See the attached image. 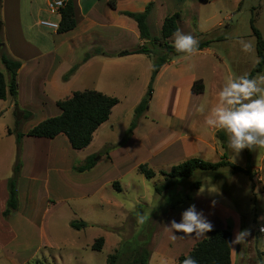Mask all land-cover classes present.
<instances>
[{"label":"crops","instance_id":"1","mask_svg":"<svg viewBox=\"0 0 264 264\" xmlns=\"http://www.w3.org/2000/svg\"><path fill=\"white\" fill-rule=\"evenodd\" d=\"M49 1L1 0L0 36L8 55L20 61L22 66L17 74L16 100L14 101L11 97L4 101L0 100L5 106V110L0 112V117H9L12 108L15 107L11 116H17L16 113L20 112L22 113L20 120L24 119L25 113H30L31 118L35 117V111L42 113V118L34 122L27 131L22 132L26 135L42 121L59 116L61 110L57 103L70 98L75 92L93 90L118 98L120 103L113 109L110 119L94 133L92 143L83 150H77L88 151L80 158V161H84L96 154L91 153L90 150L96 138L100 136V132L105 130V133L113 127L115 110L130 97L134 98L133 109H135L145 96L151 78L152 57L144 54L118 56V53L122 51H134L145 44L140 39L136 22L122 13H143L151 5L148 26L152 38H160L165 18L160 20L156 35H153L149 21L158 5L170 0H71L77 26L64 34H59L41 24L43 20L60 21L59 15L52 14L48 10ZM132 38L135 40L134 45L130 44ZM170 41L173 42V39ZM98 49L102 51L100 55H93L87 62H83L87 54ZM75 65L80 67L73 76L64 81V75ZM0 71L6 77L8 76L1 59ZM198 80H202L204 86V91L200 94L192 90L194 83ZM161 82L163 83L158 87V94L163 99L160 110L169 118L165 121V125L154 126L147 132H143L142 124L147 117H142L131 135L117 144V146L126 147V151L122 150L121 153H117L120 154L117 156L113 154L115 148L110 150L107 155L99 156L92 170L83 173L97 177V172L104 160L111 164L107 166V172L110 168H117L124 172L130 167L138 170V167L143 164L149 165L153 170H161L176 162L195 157L200 159L209 153L223 158L224 149L216 138V133L220 129L208 127L201 129L200 127L205 121L207 110L215 104L217 98V95H210L206 80L198 74L189 72L185 60L178 59L162 68L155 85ZM156 92L155 87L153 97ZM51 108L54 111L49 114ZM201 108L205 111L201 112ZM17 123L18 120L11 123L12 125L8 122L4 126V138L11 140V149L8 153V162L11 163L17 159L18 148L15 134L10 135L8 130L15 131L13 125L18 127ZM101 139L103 140L102 148L98 152H102L110 145L106 138L102 136ZM30 145L31 148H29ZM70 148L72 147L65 135H59L55 139L25 136L19 152L22 171L18 184V197L22 187L20 181L28 177L33 183H42V188L48 193L46 198L50 203L47 206L48 210L65 201V195L71 190L67 185V174L75 172L79 165L69 160ZM204 158L205 161H210L209 158ZM251 172L253 178L250 184H254V188L252 184L253 191L249 200L250 205L253 206V208L250 207L251 213L245 214L244 209L239 206L236 208L235 197L231 194L223 191L218 193L211 188H205L204 184L194 193L192 202L213 225L212 229L230 228L233 264H239L240 260L242 264H246L244 263L246 250L249 246L256 249L257 245L264 263V231H262L264 229V151L258 152L257 148L252 154ZM233 175L238 174L233 173ZM9 179L0 180V222L4 221L3 213L8 202ZM79 179L80 182L86 183L83 186L88 185V180L83 182L81 178ZM115 182L119 181L109 175L106 176L105 179L97 182L96 193L110 186L115 188ZM31 188H27L28 196L32 191ZM81 191L83 189L80 188L78 192ZM119 191H123V188L121 187ZM18 209L19 211L21 209L20 198ZM252 213H254L253 218H250L249 215ZM13 218L14 215L9 218L8 223L7 221L5 223L12 225L10 222ZM180 218L181 216L175 217L176 220ZM245 231L248 233L245 239L234 244L236 236ZM9 235L17 237L14 228L9 230ZM188 235L193 236V234ZM170 247L169 241L161 242L154 252L161 256Z\"/></svg>","mask_w":264,"mask_h":264},{"label":"rangeland","instance_id":"2","mask_svg":"<svg viewBox=\"0 0 264 264\" xmlns=\"http://www.w3.org/2000/svg\"><path fill=\"white\" fill-rule=\"evenodd\" d=\"M174 13L180 14V32L194 36L199 43L212 41L205 51L173 59L185 60L189 72L204 78L208 83L210 95H218L229 78L248 76L256 66L258 62L257 39L251 28V22L254 20L255 28L259 30L264 39V0H170V2H163L158 5L149 21L153 35L158 32L160 20ZM240 39L250 42L253 50L242 51L241 45L237 42ZM130 44H135L134 38L131 39ZM149 48L153 50L151 44ZM162 83L154 84L157 92L152 99L151 111L145 114L147 118H144L142 124L143 132H147L154 126L163 127L165 121L169 119L160 110L163 99L158 94V87ZM133 104L134 98L130 97L127 102L115 110L112 120L113 127L105 133V130L100 132V136L96 138L90 150L91 153H96L94 154L96 159L107 155L114 148V155L121 153L122 150L126 151V147L117 146V144L123 142L133 132L129 131L135 115ZM15 109L16 107L12 108L9 117H0V180L12 177L13 166L17 160L12 163L8 162L11 140L4 138V126L8 122L11 124L18 120L19 126L13 125V128L15 130L18 128V131L22 133L43 117L42 113L35 111V117L20 120L22 114L20 112L17 116H11ZM4 110L5 106L0 102V112ZM53 111L54 109L51 108L49 114ZM200 127L201 129L207 128L204 122ZM102 136L110 145L102 152H98L102 148ZM21 145L22 142L20 150ZM257 151L262 152L264 148H257ZM87 152L86 150L79 152L70 148L69 160L80 166L84 163L80 161V158ZM223 152L227 154V160L236 166L246 167L245 149L237 156L228 147ZM204 157L209 158L210 162H217L221 159L219 155L212 153L200 159L205 160ZM185 161L173 163L161 170H153L148 165L155 172L152 179H147L132 167L124 172L117 168H110L107 172V166L111 164L105 160L97 172V177L88 173L80 174L77 170L72 173L68 172L67 185L71 190L65 195V201L49 210L47 206L50 203L46 199L48 193L42 188V183H33L28 177L22 178L19 196L21 209L11 214V216L14 215L10 222L11 227L5 223V221L9 222L11 216L0 222V264H107L108 257L113 254L119 255L117 264H127L132 260L134 253L144 245L151 251L149 264H160L161 259L166 260L167 264H177L178 257L187 256L197 242L207 237V233L203 236L175 233L180 238L173 240L172 233L165 229L170 226L171 220L181 216V213L192 205L193 200L178 206L180 211H167L173 201L190 193L192 183L201 181L205 188H211L218 193L223 191L231 194L235 197L236 208L239 206L244 209L245 214L251 213L250 207L253 208L249 203L253 191V183L250 184L251 179L242 173L233 175L230 168H222L214 172H197L190 179L178 180L172 189L163 194H157L156 187L165 183L166 180L163 173L169 172L174 166ZM108 175L120 183L115 182V188L110 186L96 193L97 182L102 181ZM79 178L83 182L88 180V185L83 186L86 183L80 182ZM28 187H32L29 196L27 195ZM121 187L123 191H119ZM80 188L83 191L78 192ZM253 214L249 217L253 218ZM140 217L143 218V223L138 222ZM80 220L85 221L87 227L82 230L73 229L70 223ZM179 220L176 221L179 222ZM11 228H14L17 237L9 235ZM101 237L105 239L102 250L93 251V245ZM168 241L170 249L165 251L164 255L158 256L154 251L161 242ZM258 249V245L256 249L249 246L245 252L246 261L244 263L264 264L262 256L259 257L261 252ZM239 264H242V260Z\"/></svg>","mask_w":264,"mask_h":264},{"label":"trees","instance_id":"3","mask_svg":"<svg viewBox=\"0 0 264 264\" xmlns=\"http://www.w3.org/2000/svg\"><path fill=\"white\" fill-rule=\"evenodd\" d=\"M1 9V0H0ZM151 9V5L148 6L143 13H131L125 12L122 15L132 19L136 22L140 39L145 42L140 48L134 51H122L118 53V56H128L133 54H144L153 59V68L151 78L148 84L147 92L142 98L141 102L135 108L134 120L131 124L130 132L136 127L138 121L145 116L149 111L150 103L153 99L154 84L156 78L162 68L169 64L173 59L183 56L182 53H177L173 47L174 33L179 31L180 14L175 13L165 18L160 38H152L151 32L148 26V16ZM59 21V34L68 33L74 30L77 26L74 5L70 1L63 9L60 10ZM251 28L257 39V55L258 62L248 75L249 78H255L258 74L264 72V39L261 33L254 26V20L251 22ZM222 40V39H219ZM212 41H206L199 43V51L210 46ZM149 44L152 45L153 50L149 48ZM101 50H95L93 53L87 54L83 62H87L93 55H100ZM0 59L6 69L7 77L0 71V100L4 101L8 97H11L14 101L17 97V74L20 70L22 63L18 60L11 58L4 47L2 38L0 36ZM80 65L72 67L63 77L64 81H67L71 76L75 74ZM192 90L196 94H200L204 91L203 81L198 80L194 83ZM120 103V100L115 97L104 95L98 91L86 90L82 92H75L70 98L59 101L57 106L61 110V114L57 117L49 118L33 127L26 135L18 131L8 130V133L15 134L17 144V160L13 166V175L8 180V202L7 208L3 213L4 218H9L12 213L16 212L19 208L18 197V184L22 171V166L19 161L20 144L24 136L33 138H47L55 139L59 135H65L71 147L74 150H83L87 148L93 141L94 133L98 128L106 123L112 114L113 109ZM31 117L30 113H25L24 119ZM19 122L17 125L19 126ZM216 138L222 145L224 150L228 147V136L222 131L218 130ZM255 148L252 150L245 149V155L247 159V165L245 168L234 165L227 160V154L218 162L205 161L199 158L189 159L177 166H174L169 172H164L166 177L165 183L156 187L157 194H163L164 192L172 189L178 180L190 179L197 172L206 171H218L222 168H230L234 174L242 173L253 178L251 172V159ZM103 154V153H102ZM97 164L95 155L89 156L84 160V163L76 168L80 173L92 170ZM138 172L144 175L147 179H152L155 176V172L148 167L147 164L140 165ZM202 187L201 181H195L190 186V193L183 195L172 202L167 211H180L178 206L184 205L186 202H192L193 193ZM71 227L75 230H82L87 227L85 221H72ZM105 239L99 238L93 245V251L99 252L102 250ZM231 244H232V232L230 228L227 229H212L207 233V237L199 241L192 248L187 256H192L198 261V264H233L231 257ZM187 256H180L177 264H183V260ZM260 254L259 257H261ZM151 257V251L144 246H141L139 250L134 253V256L127 264H149ZM119 259L118 254L110 255L107 259V264H117ZM261 260V259H260Z\"/></svg>","mask_w":264,"mask_h":264},{"label":"clouds","instance_id":"4","mask_svg":"<svg viewBox=\"0 0 264 264\" xmlns=\"http://www.w3.org/2000/svg\"><path fill=\"white\" fill-rule=\"evenodd\" d=\"M237 42L242 51L253 50L250 42L243 39ZM173 47L177 53L196 55L199 52V40L177 31L173 36ZM204 111L201 108V112ZM204 124L210 129L224 131L228 136V148L236 156L244 149L264 148V74H258L255 78L247 75L229 78L219 91L215 104L207 110ZM138 222L143 223V218L140 217ZM212 228L204 213L192 204L181 213L179 222L173 219L165 229L172 233V239L175 240L180 238L175 233L203 236ZM247 235L246 231L239 233L233 243L242 242ZM160 264H167V261L161 259ZM183 264H198V261L187 256Z\"/></svg>","mask_w":264,"mask_h":264},{"label":"built area","instance_id":"5","mask_svg":"<svg viewBox=\"0 0 264 264\" xmlns=\"http://www.w3.org/2000/svg\"><path fill=\"white\" fill-rule=\"evenodd\" d=\"M70 1L71 0H50L48 3V10L50 11V13L60 16V10L63 9L65 5ZM41 24L42 26L54 31H58L59 29V22L43 20Z\"/></svg>","mask_w":264,"mask_h":264},{"label":"water","instance_id":"6","mask_svg":"<svg viewBox=\"0 0 264 264\" xmlns=\"http://www.w3.org/2000/svg\"><path fill=\"white\" fill-rule=\"evenodd\" d=\"M0 31H1V23H0ZM16 114L18 115V114H19V112H17ZM20 117H22V114H21V116H20Z\"/></svg>","mask_w":264,"mask_h":264}]
</instances>
